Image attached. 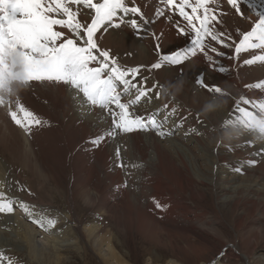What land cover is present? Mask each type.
Listing matches in <instances>:
<instances>
[{
  "label": "bare ground",
  "instance_id": "6f19581e",
  "mask_svg": "<svg viewBox=\"0 0 264 264\" xmlns=\"http://www.w3.org/2000/svg\"><path fill=\"white\" fill-rule=\"evenodd\" d=\"M220 2L224 10H230L225 2ZM136 4L151 21L144 26L148 31L137 34L132 28L125 30L126 28L121 27L118 31L111 29L102 35L98 33L101 47L111 50L114 56L129 53L132 57L130 64H145L148 67L150 63L147 58L156 59V41L152 33H156L158 28L163 29L172 44L171 51L191 47L189 37L177 35V22L181 26L185 23L177 14L169 13L158 17L151 6L149 9L144 8L142 0H136ZM73 8L75 10V6ZM244 10L248 14L247 9ZM169 16L171 19H168ZM252 19H256L255 16ZM223 20L224 24L217 27H222L231 36V40L226 41L229 44L233 40L238 43L242 38L240 34L251 28L250 21L235 15H227ZM212 45L224 55L217 56L208 50L212 61L203 53H197L184 68L152 70V75L156 78L168 81V93L182 101L189 111H201L206 117L209 115V121L205 120L206 124L203 122L205 125L202 124L200 129L197 120L189 121L187 125L153 104L150 97H145L141 99V107L133 105L131 113L135 116L147 114L149 118L162 113V117L157 120L162 123L168 120L171 122L170 128L165 126L163 129L169 134L161 136L158 133L154 136L150 131L146 134L136 131L128 133L124 138L118 131L116 135L108 136L112 118L107 110L89 103L86 106L82 93L67 85L49 82L34 81L21 88L17 94L21 103L41 121L39 126L33 125L31 135L11 120L6 106H0V192L13 199L14 206H19L12 214H0V264H8L4 246H20L36 260L43 259V254L48 253L57 264H66L67 256L62 255L67 250L68 255L75 250L83 259H89L92 251L106 264H133L130 262L128 247L131 242L174 253L176 257L168 259L165 264H179V254L181 258H194V264H207L210 261L214 264H240V257L233 250L228 252L223 249L222 258L215 259L213 250L219 244L220 248H225L226 243H221L216 238L215 241L212 233L210 234L214 228L210 227L221 219L220 215H213L215 206L207 207L201 203L209 195L211 198V192L215 189L217 197L224 198L221 200V207L243 209L238 224L255 214L260 216L259 221L264 224L261 220L264 219V192L257 191L256 186H252L253 174L245 176L251 184L244 185L243 188L234 187L235 172L237 169L238 173L247 171V166L244 165L251 161L250 157L249 159L242 154V144L250 146L254 142L253 137L246 138L250 132L244 131L245 129H239L240 132L227 130L229 133L225 136L217 134L227 129L228 114L236 113L228 95L233 88H237L243 98L264 102V98L253 97L258 79L264 77V64H244L245 59L264 54V51L251 49L237 56L234 45L227 48L215 42ZM188 66L189 70H186ZM221 67L224 68L223 72L219 71ZM255 71L258 76L254 75ZM177 74L182 79L177 80ZM199 80L210 86H219L224 95L208 93L198 83ZM134 99L135 97L131 100ZM213 103L219 106L215 105L211 109L209 105ZM12 110L17 111L15 104L12 105ZM174 114L177 115L176 112ZM18 115L22 118L21 113L18 112ZM180 116L181 114L179 118L182 119L188 117ZM174 130L179 133L172 138L169 135ZM212 132H216L218 139L208 148L209 144L204 146V141L206 137H211L209 135ZM97 138L102 139L98 145H94L92 141ZM122 145L129 150L126 155ZM187 151L190 154L203 153L204 156H194L192 161L188 159ZM247 154L250 155L251 151L248 150ZM241 162L244 163L242 167ZM218 165L216 172L214 169ZM253 170L255 169L250 168L248 172ZM225 174V178H222ZM54 191L66 194L69 198L67 211L61 216L64 227L66 226L65 231L57 225L51 229L40 228L32 223V217L20 207L21 202L26 203L34 216H43L39 212L40 207L47 202L48 196L54 201ZM254 197L256 198L253 199ZM157 202L162 208L155 207ZM72 211L78 215L77 226L72 225ZM88 219L93 222L84 224ZM4 225L10 226L7 231L12 232V238L4 235ZM213 233L219 236L214 231ZM251 237H247L251 243L248 250L250 253L255 248ZM240 238L243 240L245 235L241 234ZM223 239L229 240L228 237ZM244 254L246 259L251 260L247 251ZM146 257L151 261L148 264H157L162 259L161 255L149 254ZM252 262L264 264V257L260 256L257 261Z\"/></svg>",
  "mask_w": 264,
  "mask_h": 264
},
{
  "label": "snow or ice",
  "instance_id": "6c2138e0",
  "mask_svg": "<svg viewBox=\"0 0 264 264\" xmlns=\"http://www.w3.org/2000/svg\"><path fill=\"white\" fill-rule=\"evenodd\" d=\"M131 3L132 6L126 0H0V106H6L17 126L31 135L33 125L41 124L17 95L21 88L35 81L67 85L82 93L92 106L107 110L113 126L108 136L116 135L117 130L132 133L155 129L161 136L169 134L163 131V123L155 116L148 119L133 116L132 106L149 97L152 89L133 83L139 68H122L111 50L98 42V33L102 35L109 28L119 29L124 24L130 25L137 34L148 31L144 26L151 21L136 5V0ZM159 3L163 7L157 9L155 15L164 17L165 10L178 14L185 23L181 26L177 22V35L189 37L191 47L163 53L160 43L163 33L153 32L154 48L159 57V62L151 66L153 69H160L164 64L181 65L197 53H203L212 61L208 50L223 56L212 42L225 48L234 45L237 56L251 49L264 51V0H226L231 11L224 10L220 0H159ZM229 14L251 22L250 30L240 34L242 38L238 43L234 40L227 43L231 36L217 27L224 24L223 17ZM253 16L256 19L253 20ZM257 62L264 64V54L244 60L245 65ZM219 71L223 72L224 68ZM198 83L208 93L224 95L219 86H210L203 80ZM255 87L264 89V83H257ZM131 89L136 90L135 99L122 102V95H132ZM155 98L159 99V93ZM242 103L249 107L237 105L235 112L238 114L226 122V127L234 131L248 129L264 137V102L244 99ZM13 104L17 111L12 110ZM171 111L174 113L175 109ZM100 139L92 143L98 145ZM249 163L255 165L256 161ZM14 204L13 199L0 192V214H12ZM20 207L40 228L55 227L56 220L34 216L26 203L21 202ZM155 207L162 208V205L157 202Z\"/></svg>",
  "mask_w": 264,
  "mask_h": 264
},
{
  "label": "rangeland",
  "instance_id": "374dc122",
  "mask_svg": "<svg viewBox=\"0 0 264 264\" xmlns=\"http://www.w3.org/2000/svg\"><path fill=\"white\" fill-rule=\"evenodd\" d=\"M220 1L225 2V4H226V0H220ZM126 2L129 4V6H132L131 1L128 2L126 0ZM142 2H143L144 8H147V9L150 8L149 6H151L152 9L154 8L155 10L163 7V5H161L159 3V0H144V1L142 0ZM152 3H155V4H152ZM145 4H146V6H145ZM154 5H155V7H153ZM229 11H231V10H229ZM247 12H248V10H247ZM169 13H171V12H169L168 10H165V14H169ZM229 15L232 16V14H229ZM126 19H128V18H126ZM180 19H182V18H180ZM122 27L124 29L126 28L125 30H128L129 28H131V26L128 25V24H124V25H122ZM111 29H114L115 31H118V29H115V28H109L108 31H110ZM161 32L163 33V38L160 41V43L162 45L161 46V51L162 50L166 51V49H167L166 53H168L169 51H171L170 49H172V47H171L172 44L170 43L168 37L165 35V33H164V31H163L162 28H158V30H156V33L157 34H160ZM166 46H168V47H166ZM258 50L259 49H257V51ZM164 51H162V52L165 53ZM125 55H127V56H125ZM125 55L124 56H114L113 55V56L118 58V63H119V65L122 68H128V69L139 68V70H140L139 71V75L136 77V79L133 81V83H137L138 86H140L142 88H145L146 87V88H151L152 89V91L149 93V95H150L149 97L150 98L149 97H146V98H149V100L151 102L153 101L152 102L153 104L162 107L163 111H165L168 114L172 115L174 118H178V119L184 121V123H186L187 125H189V121H192L193 122V121L197 120L196 121L197 122V126H200V127H198L200 129V128H202L201 126H203V125L206 124L205 120H208L209 115H207V117H206L203 114V112H201V111H200V113L199 112H195L196 110L194 112L192 110L189 111L190 109H188L187 107H185V104L182 101H180L178 98H176L175 96H172V95H170L168 93V81L165 82V81H162L161 79L159 80L158 78H156L154 76V74L152 75L153 71H155L156 69L154 70L151 66L153 65V63L159 62V57H157L158 56L157 53H155V55H156L155 58L156 59H153V60L150 59L149 60V58H147L148 59V63H150L149 67L146 66L145 64H137L138 66L136 64H130L131 63V60H132L131 55L129 53L128 54H125ZM128 55H129V57H128ZM124 61H125V63H124ZM188 64H189V60H187L185 62V64L184 63L181 64L180 65L181 67L179 65L177 66V65L165 64L160 69L163 68V69L168 70V68L171 69L173 67L184 68ZM132 65H134V66H132ZM148 69H150V70H148ZM186 70H189V66L186 67ZM146 72H147V74H146ZM254 75L255 76H258L257 71L254 72ZM176 77H177L176 78L177 80L182 79L181 75H178L177 74ZM261 79H263V80H261ZM149 81H151L150 82L151 85L149 84ZM163 82H165V83H163ZM257 82L264 83V77L258 79ZM161 87H162V89H161ZM120 88H121V91H122V86H120ZM131 92H132V95L131 96L122 95V100L124 102H128V100H130V99H132V98L135 97L136 90L135 89H131ZM157 93H159V99H156L155 98L156 97L155 94H157ZM228 95L230 97V103L234 104L233 106H234L235 109H236V106L237 105H239L241 107H249L248 105H244L242 103V101L244 99H246V98H243V96H240V94L238 93V89L237 88H233L232 92H229ZM253 97L264 98V89H258L257 88L253 92ZM237 98H238V101H236ZM83 102L84 103L86 102V104H85L86 106H89V104H90V103L88 104V102H87V100H86L85 97H83ZM141 104H142V101H140L139 104H135L136 106H134V107H139ZM143 104H145V103H143ZM180 104H181V106H178ZM213 104L216 105V106H219L218 104H215V103H213ZM165 105H168V107L166 108ZM98 108L101 109L100 107H98ZM132 108H133V106H132ZM173 108L175 109V112L177 113V115L174 114L175 112L173 113L171 111V109H173ZM178 108H179V111L177 110ZM182 109H184L185 111L183 110L184 111L183 112ZM211 109H213V107H211ZM250 110L255 111V109H250ZM186 112L189 113V114H187ZM106 114H105V116H106ZM173 114L176 115V117ZM179 114H181L182 117L183 116L184 117L185 116H188V117L183 118L184 119L183 120L182 118H179ZM234 114H238V113H234ZM234 114H231V115L228 114V116H227L226 119L227 120H230V118L231 119H234L235 118V115ZM163 115L165 116L166 113L165 114L163 113ZM133 116H135V114H133ZM140 116H142L145 119H148L149 118V116H147V114H143V115H140ZM98 117H100V116H98ZM161 117H162V113H160L156 118L157 119H160ZM173 117H171V118H173ZM100 118H102V116ZM201 118H204V119H201ZM169 125H171V122L168 120L166 123H163V129H164L165 126L170 128ZM110 130L111 131L113 130V126L110 127ZM227 130L228 131L230 130L229 132L232 131V129H230V127L228 126L227 129L222 130V131H219V132H217V134H220L221 133L220 135L223 134L222 136H225V135H227V133H229ZM149 131L152 134H154V136H157V134H158V131L155 130V129H150V130H146V131H143V132H144V134H146ZM237 131L240 132L241 130H237ZM244 131L250 132L248 136H246V135L245 136H246V138H249V139L251 137H253L254 142L250 146H244L242 144L241 152L246 157H248V158L250 157L251 159L250 158L249 159L251 161H252V159L253 160H256V165H252L250 163H247V164L245 163L246 165H244V163L241 162V164H242L241 167L243 165L245 167L247 166V171L245 170L246 172L243 171L242 173H240V172L238 173V171L235 172L234 176H236V180H235V184H234L235 186L234 187L235 188L236 187L237 188H239V187H242L243 188L244 185L246 186V185L252 183V186H256L255 189H257V191L260 190V191L264 192V163H262V162H264V158H263L264 157V137H260V135L257 132H255V131H249L247 129H245ZM116 132H118V130ZM177 133H179V131H175L174 130L173 131V134H171L169 136H172V138H173L175 136V134H177ZM215 133L216 132H212L209 135L211 137H209V138L206 137V139L204 141V146H207L209 144L207 147L208 148L209 147H212V144L215 143L214 141H217V139H218L215 136L216 135ZM121 134H123L125 136L124 138H126L128 136V133L121 132ZM197 134L198 133H196V135ZM205 136H207L206 133H205ZM224 138L225 139H228V137H224ZM208 141H209V143H208ZM127 147H129V146H127ZM194 147H196L195 144H194ZM245 147H246V149H245ZM121 148L125 150V152H124L125 155L129 152L128 148H125L124 145H122ZM248 150L251 151V154L250 155L247 154V151ZM187 153H189V152L187 151ZM202 154H200L198 152H195L194 154H190L189 153V156H187V157H188V159H191L192 161H194V156H196V157L202 156L203 157L204 154L203 155ZM190 157H192V158H190ZM259 158H260V160H259ZM196 161H198V160H196ZM254 166H255V168H253ZM126 167H128V166H126ZM218 167H219V165L214 169V171L218 172ZM250 168L251 169H255V170H253V172H248L250 170ZM247 174H253V179H251V183L248 182L245 179V176H247ZM225 176H226V174L225 175H222V178H225ZM254 181H256V182H254ZM253 184H255V185H253ZM210 190H212V188ZM57 192L58 191H54L53 192L54 195H55L53 197L54 198V201H53V199H51V196H48L47 202L44 203L40 207V211L39 212L45 218H49V219L56 220L57 221L56 225L59 226L61 228V230H64L65 231L66 230L65 229L66 226L64 227L65 224H64L61 216H62V214H64L67 211L66 210L67 209L66 204H67L69 198L67 197L66 194L65 195L64 194H59ZM211 193H212V197L210 198L211 195H209L206 200L202 201L201 204L204 205V206H207V207L208 206H212V205L216 207L215 208V212H213V215L214 216L220 215L219 218L221 219V221H217V222H214V223L211 224L212 227H210V228H214V229H212V231L210 232V234L212 233V236H214V239L216 238L217 240H219V242L222 241L223 243H226L225 248H222V247L220 248L219 247L220 244L219 243H216V244H219V245H217V247H216L217 249H214L213 250V253H215L216 256H217V257L215 256V259L216 260H220L222 258V255H223L224 250L225 251H228V252L230 250H233L235 252V254H237L240 257V260H241L239 262L240 264H254L252 262V260H256L257 261V259L260 258V256L264 257V228H263L264 227V224L261 223V221H259V217L260 216H257L255 214L254 217H251L250 216L249 218H246L241 224H238L239 223L238 222V219L241 218V216L243 214V209L242 208H240V209H230L228 206H227V208L221 207L220 203L222 202L221 200H224V198L223 199H220L219 197H217V192L215 191V189H213ZM211 193L208 192V194H211ZM255 198L256 197H254L253 199H255ZM18 208H19V206H14V209L15 210L18 209ZM72 214H73V218H74L73 221H72V225L74 226L76 224V226H77V224H78V215H76V213L74 211H72ZM232 215H235V216L232 217ZM96 220H98V219L96 218ZM261 220L264 221V219H261ZM91 222H93V220L88 219L87 221H85V223H84V221L83 222H80V223L81 224H83V223L84 224H90ZM2 229L4 230V235L6 237H8V238H12L13 237L12 232L7 231V230L10 229V226H8V225L5 226L4 225ZM213 231L215 233L219 234V236H215V234L213 233ZM241 234H244L245 235V238L243 240H242V238H240V235ZM251 235H252V237H251ZM248 236H250L252 238L251 240L253 242V245L255 246V248L252 251L253 253L252 252L250 253V251H248V250H250V246H251V243L247 239ZM223 237L224 238L225 237H228L229 240L226 241V240L223 239ZM216 239H215V241H216ZM86 246H88L87 243H86ZM14 247L16 248V250H15ZM128 247H129V250H130V253H129L130 262L132 261L133 264H148V262H151V261H148V259L146 257L149 254L150 255H161L162 259L157 264H165V263L168 262V259L176 257V255H174V253L172 254L171 252L162 251V250H159V249L155 250V249H153V247H151L149 245H143L142 243L131 242V243H129V246ZM143 247H144V249H142ZM4 248H6V252H5L6 255H7L6 256L7 257L6 259L8 260V262L11 261V264H57L55 262L54 257L52 255L48 254V253L43 254L44 255V258L43 259H40L41 260L40 261V260H36V259L32 258V256L30 255V253L28 251H26L24 248H21L20 246H4ZM19 249H22V250H19ZM246 251L250 254L251 260L250 259H246V257L244 256L245 255L244 253ZM68 252H69V250H67V251L64 252L65 255L64 254L62 255V256H67V260H65V263L66 264H106L98 255H96L92 251H91V254H90V258L89 259H83V257H81L77 252H75V250H73L69 255H68ZM152 252H153V254H152ZM178 256H179V262H180L179 264H194L196 262V260L194 258H192V257L191 258H189V257L188 258H183V257L181 258V254H179ZM184 259H185V261H183ZM207 264H214V263H213V261H210Z\"/></svg>",
  "mask_w": 264,
  "mask_h": 264
}]
</instances>
